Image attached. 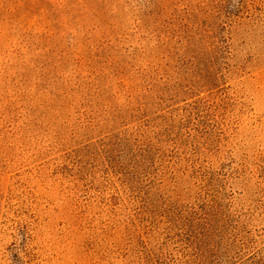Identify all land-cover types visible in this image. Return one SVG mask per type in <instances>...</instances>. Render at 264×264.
I'll use <instances>...</instances> for the list:
<instances>
[{
    "label": "rangeland",
    "instance_id": "obj_1",
    "mask_svg": "<svg viewBox=\"0 0 264 264\" xmlns=\"http://www.w3.org/2000/svg\"><path fill=\"white\" fill-rule=\"evenodd\" d=\"M0 264H264V0H0Z\"/></svg>",
    "mask_w": 264,
    "mask_h": 264
}]
</instances>
